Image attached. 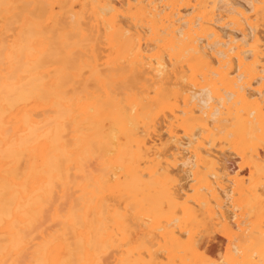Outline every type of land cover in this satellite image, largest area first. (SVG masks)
I'll return each instance as SVG.
<instances>
[{
  "label": "bare ground",
  "instance_id": "obj_1",
  "mask_svg": "<svg viewBox=\"0 0 264 264\" xmlns=\"http://www.w3.org/2000/svg\"><path fill=\"white\" fill-rule=\"evenodd\" d=\"M244 3L0 0V264H264Z\"/></svg>",
  "mask_w": 264,
  "mask_h": 264
},
{
  "label": "rangeland",
  "instance_id": "obj_2",
  "mask_svg": "<svg viewBox=\"0 0 264 264\" xmlns=\"http://www.w3.org/2000/svg\"><path fill=\"white\" fill-rule=\"evenodd\" d=\"M230 1H232L233 3L235 2V3H239V5H241V6H245L246 7V4L244 3L245 2V0H230ZM242 1V2H241ZM226 29V30H225ZM224 29V31L223 32H229V29L228 28H225ZM264 33V32H263ZM232 34L233 35H238L239 33L238 32H236V31H234V32H232ZM235 35V36H236ZM227 155H226V157H227V159H229V161H231V163L232 162H234V161H237V158H235L234 156H232V155H230V154H228V153H226ZM229 161H227L225 164L226 165H230V162ZM229 162V163H228ZM231 166H233V165H231ZM244 170H243V174L245 175L246 174V172H247V170H246V167H244L243 168ZM184 173L183 172H180V176H183V177H185V174L183 175ZM218 242V240L217 239H214V240H210L209 241V243L207 244L208 245V247L209 248H212V249H214L215 251H214V253H215V255H217L218 254V251H217V246H218V244H219V242ZM222 250V249H221ZM220 250V251H221ZM220 253H222V252H220Z\"/></svg>",
  "mask_w": 264,
  "mask_h": 264
}]
</instances>
